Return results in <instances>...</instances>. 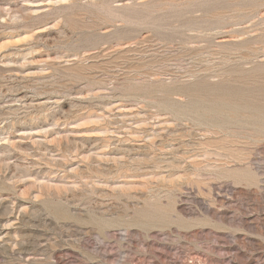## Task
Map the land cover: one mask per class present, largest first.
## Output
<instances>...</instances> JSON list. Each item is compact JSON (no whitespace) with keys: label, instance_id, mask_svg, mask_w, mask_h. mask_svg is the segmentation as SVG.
Listing matches in <instances>:
<instances>
[{"label":"rangeland","instance_id":"rangeland-1","mask_svg":"<svg viewBox=\"0 0 264 264\" xmlns=\"http://www.w3.org/2000/svg\"><path fill=\"white\" fill-rule=\"evenodd\" d=\"M0 264H264V0H0Z\"/></svg>","mask_w":264,"mask_h":264}]
</instances>
